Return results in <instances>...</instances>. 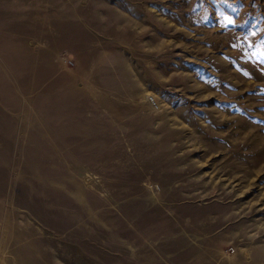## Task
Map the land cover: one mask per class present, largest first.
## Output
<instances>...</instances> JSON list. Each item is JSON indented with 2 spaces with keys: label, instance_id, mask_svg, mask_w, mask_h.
<instances>
[{
  "label": "rangeland",
  "instance_id": "obj_1",
  "mask_svg": "<svg viewBox=\"0 0 264 264\" xmlns=\"http://www.w3.org/2000/svg\"><path fill=\"white\" fill-rule=\"evenodd\" d=\"M14 42L0 264H264V0H0Z\"/></svg>",
  "mask_w": 264,
  "mask_h": 264
},
{
  "label": "crops",
  "instance_id": "obj_2",
  "mask_svg": "<svg viewBox=\"0 0 264 264\" xmlns=\"http://www.w3.org/2000/svg\"><path fill=\"white\" fill-rule=\"evenodd\" d=\"M26 41L30 44L28 37ZM5 42L12 41L4 40L3 43ZM14 43L16 45H12L9 49L4 50V56L2 55V51V53H0V105L3 107L6 105L8 108H10L12 103L17 104V102L28 100L24 97L28 92L25 95L23 94L24 96H21L22 90H20L18 86H24L17 83V73L29 72V76L27 73H24L22 76L23 79H27L28 77L31 78L33 72L32 78H36L38 72L42 71L44 67L49 68L48 64H44L43 53L40 52L41 50L38 49V46L32 45L34 46L33 48L30 45L29 49L22 52L21 48L18 46L19 43ZM5 53H8L10 57L13 55L16 61L14 63L9 62ZM36 81L37 80L34 81V84ZM29 93L31 92L29 91ZM22 118V112H20L19 124L22 123L20 120ZM12 122V114L10 111L4 109L0 110V200L2 201V203H0V225L5 226L10 223V216L12 214V211L9 209L10 201L15 199L17 193L14 189H11L12 176H14L12 174V168H15V162L13 161L21 157V155L18 154L19 151H29L30 156V153L37 149L36 137L33 141H30L27 137L24 138L23 134L26 136L27 134L29 135V130H22V127H18V123ZM16 164L20 165L18 166L20 169L21 164L17 161ZM14 179L16 178H13V181ZM208 225L213 227L211 226V220H208ZM235 261L236 259L232 257L231 263L234 264Z\"/></svg>",
  "mask_w": 264,
  "mask_h": 264
},
{
  "label": "water",
  "instance_id": "obj_3",
  "mask_svg": "<svg viewBox=\"0 0 264 264\" xmlns=\"http://www.w3.org/2000/svg\"><path fill=\"white\" fill-rule=\"evenodd\" d=\"M25 115H26V114H25V112L23 111V112H22V116H25Z\"/></svg>",
  "mask_w": 264,
  "mask_h": 264
},
{
  "label": "built area",
  "instance_id": "obj_4",
  "mask_svg": "<svg viewBox=\"0 0 264 264\" xmlns=\"http://www.w3.org/2000/svg\"><path fill=\"white\" fill-rule=\"evenodd\" d=\"M229 251L233 252L232 248H230V250H229Z\"/></svg>",
  "mask_w": 264,
  "mask_h": 264
}]
</instances>
